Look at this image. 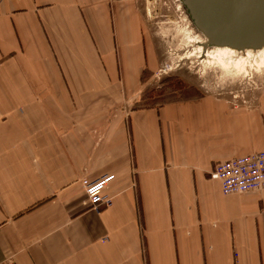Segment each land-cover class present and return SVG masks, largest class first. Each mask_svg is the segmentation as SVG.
Here are the masks:
<instances>
[{"label": "crops", "instance_id": "obj_1", "mask_svg": "<svg viewBox=\"0 0 264 264\" xmlns=\"http://www.w3.org/2000/svg\"><path fill=\"white\" fill-rule=\"evenodd\" d=\"M145 22L138 0H0V264H264V189L210 178L264 151V94L129 110ZM111 176L97 213L83 181Z\"/></svg>", "mask_w": 264, "mask_h": 264}, {"label": "rangeland", "instance_id": "obj_2", "mask_svg": "<svg viewBox=\"0 0 264 264\" xmlns=\"http://www.w3.org/2000/svg\"><path fill=\"white\" fill-rule=\"evenodd\" d=\"M138 1L146 17L147 48L155 52V68L143 72L141 89L134 99H128L122 89L115 91L113 97L118 103L123 102L130 110L203 95L223 99L232 108L258 103L264 94V59L257 53L248 57L245 52L235 53L231 59H224L229 67L222 69L214 53L211 58L199 53L198 42L204 37L193 27L179 0ZM214 50L207 48L209 53Z\"/></svg>", "mask_w": 264, "mask_h": 264}, {"label": "water", "instance_id": "obj_3", "mask_svg": "<svg viewBox=\"0 0 264 264\" xmlns=\"http://www.w3.org/2000/svg\"><path fill=\"white\" fill-rule=\"evenodd\" d=\"M206 48L264 47V0H179Z\"/></svg>", "mask_w": 264, "mask_h": 264}, {"label": "built area", "instance_id": "obj_4", "mask_svg": "<svg viewBox=\"0 0 264 264\" xmlns=\"http://www.w3.org/2000/svg\"><path fill=\"white\" fill-rule=\"evenodd\" d=\"M113 178L83 181L85 201L95 212L101 205H111L109 198L103 195L106 184ZM218 181L224 195H241L264 189V151L218 163L210 174Z\"/></svg>", "mask_w": 264, "mask_h": 264}, {"label": "bare ground", "instance_id": "obj_5", "mask_svg": "<svg viewBox=\"0 0 264 264\" xmlns=\"http://www.w3.org/2000/svg\"><path fill=\"white\" fill-rule=\"evenodd\" d=\"M205 43H206L205 38H204V41L198 42V44L200 45L199 46V53L200 54L203 53L206 56V58L207 57L211 58V54L214 53L215 55H212V56L216 58L217 63H218L217 65H219L222 69H228V67H229L228 62H226L224 59H231L233 56H235L234 55L235 53L243 54L245 52V53H247L246 56L248 57V55H250V53L255 52V53H257L255 55H258L259 57H261V59H264V47L261 49H258V50H245L242 52H239V51L233 50L231 48H227V47H222V48L221 47H215V50L213 52L209 53L207 51V48L205 47ZM237 63L238 62H236V64H235L236 67L239 66ZM261 66L264 67V60H262ZM242 67H244V66L242 65Z\"/></svg>", "mask_w": 264, "mask_h": 264}]
</instances>
